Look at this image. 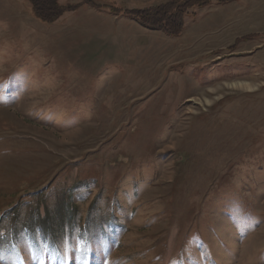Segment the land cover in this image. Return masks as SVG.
Segmentation results:
<instances>
[{
  "label": "rangeland",
  "instance_id": "obj_1",
  "mask_svg": "<svg viewBox=\"0 0 264 264\" xmlns=\"http://www.w3.org/2000/svg\"><path fill=\"white\" fill-rule=\"evenodd\" d=\"M58 1L0 0V264H264V0Z\"/></svg>",
  "mask_w": 264,
  "mask_h": 264
},
{
  "label": "trees",
  "instance_id": "obj_2",
  "mask_svg": "<svg viewBox=\"0 0 264 264\" xmlns=\"http://www.w3.org/2000/svg\"><path fill=\"white\" fill-rule=\"evenodd\" d=\"M30 7L32 14L35 15L39 20L49 23L57 19L64 11L72 9L70 5L62 6L59 4L58 0H27ZM214 3H226L231 0H191L190 5L188 7H202L205 5L210 4L211 2ZM186 3V5H188ZM172 6L173 4L164 5L165 7L160 9V11L169 10L166 8V6ZM161 8V7H159ZM157 10V9H156ZM168 17L164 18V23L161 24V22L155 18L154 16L146 13V11L141 12L140 10L132 12V15H134L141 24H144L148 26L147 22L151 20L153 23L152 25L159 26V28H162L165 32L174 35L178 34L181 31V27L183 25L181 20V9H178L177 7H173ZM159 11V12H160ZM158 12V11H157ZM172 19L176 20V24L170 25L168 22ZM169 28V29H168Z\"/></svg>",
  "mask_w": 264,
  "mask_h": 264
}]
</instances>
